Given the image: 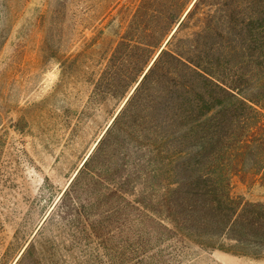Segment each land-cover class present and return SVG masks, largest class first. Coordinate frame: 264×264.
I'll use <instances>...</instances> for the list:
<instances>
[{"label":"trees","instance_id":"obj_1","mask_svg":"<svg viewBox=\"0 0 264 264\" xmlns=\"http://www.w3.org/2000/svg\"><path fill=\"white\" fill-rule=\"evenodd\" d=\"M95 31L60 49L61 77L118 107L67 189L16 229L14 264L264 258V203L232 194L235 178L264 180V0H121Z\"/></svg>","mask_w":264,"mask_h":264},{"label":"rangeland","instance_id":"obj_2","mask_svg":"<svg viewBox=\"0 0 264 264\" xmlns=\"http://www.w3.org/2000/svg\"><path fill=\"white\" fill-rule=\"evenodd\" d=\"M64 1L0 0V264L20 257L16 229L27 225L21 232L28 233L67 189L101 139L108 111L118 107L90 103L87 77H61L58 52L91 45L102 14L121 0ZM232 194L264 203V180L235 178ZM229 255L201 253L183 264H264Z\"/></svg>","mask_w":264,"mask_h":264},{"label":"crops","instance_id":"obj_3","mask_svg":"<svg viewBox=\"0 0 264 264\" xmlns=\"http://www.w3.org/2000/svg\"><path fill=\"white\" fill-rule=\"evenodd\" d=\"M219 255L220 257H222L223 259L227 258V259H231V255L227 254V253H224L222 251H219ZM234 256V255H233Z\"/></svg>","mask_w":264,"mask_h":264}]
</instances>
